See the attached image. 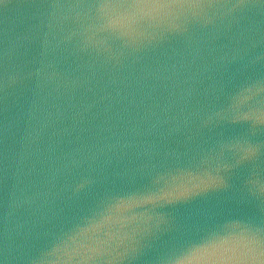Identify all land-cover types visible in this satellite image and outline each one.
<instances>
[{
  "label": "water",
  "instance_id": "obj_1",
  "mask_svg": "<svg viewBox=\"0 0 264 264\" xmlns=\"http://www.w3.org/2000/svg\"><path fill=\"white\" fill-rule=\"evenodd\" d=\"M246 236L264 0H0V264H264Z\"/></svg>",
  "mask_w": 264,
  "mask_h": 264
},
{
  "label": "snow or ice",
  "instance_id": "obj_2",
  "mask_svg": "<svg viewBox=\"0 0 264 264\" xmlns=\"http://www.w3.org/2000/svg\"><path fill=\"white\" fill-rule=\"evenodd\" d=\"M245 240H246V244L244 246V249H239V248L235 249L232 253L233 255H235L237 252H240L241 254L247 252L264 258V238L255 239L253 237L246 236ZM233 264H256V260L252 259V260H245L242 262L237 261V262H233Z\"/></svg>",
  "mask_w": 264,
  "mask_h": 264
}]
</instances>
